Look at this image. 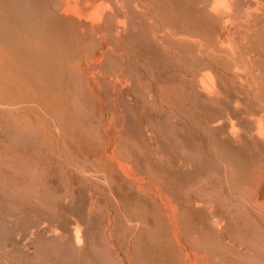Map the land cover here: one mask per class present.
<instances>
[{"label": "rangeland", "instance_id": "1", "mask_svg": "<svg viewBox=\"0 0 264 264\" xmlns=\"http://www.w3.org/2000/svg\"><path fill=\"white\" fill-rule=\"evenodd\" d=\"M247 112L264 0H0V264H264Z\"/></svg>", "mask_w": 264, "mask_h": 264}, {"label": "crops", "instance_id": "2", "mask_svg": "<svg viewBox=\"0 0 264 264\" xmlns=\"http://www.w3.org/2000/svg\"><path fill=\"white\" fill-rule=\"evenodd\" d=\"M202 76L195 79H202ZM197 90L208 97L216 98L219 95V88L215 91H209L200 86ZM231 106H233L231 107L233 109L234 105L231 104ZM237 117L242 118L244 121L239 130L232 127L227 115L224 117L223 114L216 113L214 117H210L208 120L214 121L211 127L218 129L221 137L225 140L249 142L254 146L264 144V120L262 115H251V112H247L243 115L239 113ZM243 192L248 194L246 198L254 205L264 208V170L262 168L259 166L252 168L251 173L243 181Z\"/></svg>", "mask_w": 264, "mask_h": 264}, {"label": "bare ground", "instance_id": "3", "mask_svg": "<svg viewBox=\"0 0 264 264\" xmlns=\"http://www.w3.org/2000/svg\"><path fill=\"white\" fill-rule=\"evenodd\" d=\"M121 22V21H120ZM124 23V22H123ZM213 84V83H212Z\"/></svg>", "mask_w": 264, "mask_h": 264}]
</instances>
